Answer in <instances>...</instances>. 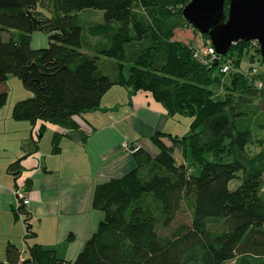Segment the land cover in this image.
Masks as SVG:
<instances>
[{"label": "trees", "instance_id": "obj_1", "mask_svg": "<svg viewBox=\"0 0 264 264\" xmlns=\"http://www.w3.org/2000/svg\"><path fill=\"white\" fill-rule=\"evenodd\" d=\"M188 1L0 0V108L12 74L30 95L14 102L11 117L32 127L39 120L37 137L50 123L83 139L73 116L96 109L114 85L129 95L147 91L168 115L191 118L185 135L154 133L156 153L132 147L134 168L94 185L90 206L101 218L73 261L27 244L34 233L25 218L27 256L20 260L19 248L7 243L5 263L264 264V71L242 64L244 55L254 62L258 46L238 40L214 62H200L193 56L197 45L175 38L176 29L192 27L181 13ZM228 4L224 0V18ZM86 8L102 15L83 27L77 12ZM34 31L47 36L45 47L30 46ZM227 59L231 69L222 73ZM252 68L256 73L249 74ZM213 87L223 88V96L215 98ZM60 136L52 134L54 154ZM175 142L190 165H199L198 174L176 164ZM20 168L19 159L9 164L14 179ZM238 177L239 185L229 189ZM182 207L187 220L178 218ZM20 211L27 215L19 200L13 216Z\"/></svg>", "mask_w": 264, "mask_h": 264}, {"label": "crops", "instance_id": "obj_2", "mask_svg": "<svg viewBox=\"0 0 264 264\" xmlns=\"http://www.w3.org/2000/svg\"><path fill=\"white\" fill-rule=\"evenodd\" d=\"M187 36L196 43L197 36L191 32ZM47 43L44 33H31L32 48L45 47ZM29 95L30 92L21 97ZM5 106L0 108V264H7L4 260L7 243L19 248L20 260L27 256L24 236L22 246L11 238L15 229L17 182L23 184L29 201L25 205L27 223L29 219L36 222L35 228L29 224L34 234L26 243H39L54 250L57 257L73 261L101 218V213L90 206L94 185L122 176L135 166L132 151L122 149L121 143L134 144L154 154L158 151L151 140L154 133L180 138L191 121L186 115H168L147 91L138 90L129 95L126 88L118 85L103 94L96 109L73 116L83 139L76 131L50 123L44 124L37 137L33 134L34 126L14 120L12 106L9 109ZM39 124L38 120L35 126ZM54 132L61 133L60 150L55 154L51 151ZM161 140L170 144L167 136ZM171 155L176 164L182 163L193 171L191 158L183 154L179 142L173 143ZM18 159L21 168L14 179L8 166ZM69 233L73 234L71 240L66 238Z\"/></svg>", "mask_w": 264, "mask_h": 264}, {"label": "water", "instance_id": "obj_3", "mask_svg": "<svg viewBox=\"0 0 264 264\" xmlns=\"http://www.w3.org/2000/svg\"><path fill=\"white\" fill-rule=\"evenodd\" d=\"M189 0L181 10L187 24L206 34L217 55H224L238 40H255L264 66V0Z\"/></svg>", "mask_w": 264, "mask_h": 264}, {"label": "rangeland", "instance_id": "obj_4", "mask_svg": "<svg viewBox=\"0 0 264 264\" xmlns=\"http://www.w3.org/2000/svg\"><path fill=\"white\" fill-rule=\"evenodd\" d=\"M101 15H102V12L100 10H97V9H91V8H86V9H83V10H80L77 12V19H78V22L79 24H81L83 27H84V23L86 20L88 19H101ZM193 33L194 36H197V41L196 43L193 41V40H189L188 39V36L187 34L188 33ZM85 34V31L83 32ZM187 33V34H186ZM175 38L177 39H181L185 42L187 41H192L194 42L195 45H198L202 42H205L206 40L200 35V33L197 31V30H194L192 27L188 26V27H183V28H179V29H176L175 31ZM260 57V55H258ZM257 55H255V60L254 62L252 61H249L248 60V56L247 55H244L242 58V64L243 65H248V63L251 62V65L256 67L259 71H264V66L260 63V61L256 60V58L258 57ZM9 77V80L6 82L7 84V101L5 103V107L6 109H9L11 106H13L14 102L17 101V100H20L22 97L21 96H24V94H27L29 93L21 84L20 80L12 75V74H9L8 75ZM227 79V75H224V81H226ZM214 89V96L215 98H220L223 96V88H215L213 87ZM23 94V95H22ZM19 98V99H17ZM256 137H261L262 134L260 133H256ZM258 145L257 143H251L250 146H249V149L250 151H256L258 149ZM208 160L212 159V156L211 155H206L205 156ZM227 161V160H226ZM192 168H193V174L196 175L198 174L199 172V165L193 163L192 165ZM241 173H238V176H240ZM240 177L238 178H234L232 180H230L228 182V188L229 189H235L239 183H240ZM97 213L100 214V211L99 210H96ZM101 215V214H100ZM26 218V214L24 213V211H20L19 214L17 216H13V223H15L14 227L15 229L13 230V232L11 234H14V236H12L10 234V237L12 238L13 241H15L18 245H23V240H22V237L24 236L25 234V225H24V219ZM178 218H181L183 220H187L188 218V212L187 210H185L184 207H182L180 209V212L178 213ZM29 224L32 225V228H35L36 226V222L29 219ZM97 225V223H96ZM96 228V226H95Z\"/></svg>", "mask_w": 264, "mask_h": 264}, {"label": "built area", "instance_id": "obj_5", "mask_svg": "<svg viewBox=\"0 0 264 264\" xmlns=\"http://www.w3.org/2000/svg\"><path fill=\"white\" fill-rule=\"evenodd\" d=\"M251 41L252 44L257 45V42L255 40H249ZM193 56L199 60L200 62L207 64V63H212L215 60L218 59L219 56L221 55H217L213 46L211 45L210 41H205L202 42L200 44H198L194 50H193ZM231 69V63L230 60H225L221 63V66L219 68L220 72L222 73H227L229 70ZM251 73H256V68H252L251 71H249V74ZM256 85L258 87L261 86V81L257 80L256 81ZM33 130V134H36L37 131V126H34L32 128ZM132 147L135 148L134 144H128L126 142H122L121 143V148L124 150H132ZM14 194L16 196V200H17V204L16 207L17 208L19 206V200L20 203L22 205H27L28 204V197L25 195V191H24V186L22 183H16L15 187H14Z\"/></svg>", "mask_w": 264, "mask_h": 264}]
</instances>
